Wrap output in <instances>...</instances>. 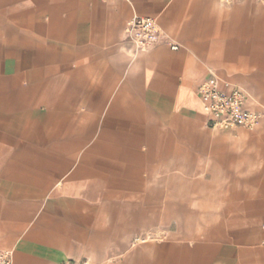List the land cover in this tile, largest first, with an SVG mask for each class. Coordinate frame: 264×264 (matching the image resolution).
I'll return each mask as SVG.
<instances>
[{"label":"crops","instance_id":"obj_1","mask_svg":"<svg viewBox=\"0 0 264 264\" xmlns=\"http://www.w3.org/2000/svg\"><path fill=\"white\" fill-rule=\"evenodd\" d=\"M136 15L164 33L147 51ZM212 75L254 127L209 126ZM0 250L264 264V0H0Z\"/></svg>","mask_w":264,"mask_h":264},{"label":"built area","instance_id":"obj_2","mask_svg":"<svg viewBox=\"0 0 264 264\" xmlns=\"http://www.w3.org/2000/svg\"><path fill=\"white\" fill-rule=\"evenodd\" d=\"M126 32L138 51H147L164 38L155 19L139 15L127 23ZM169 43L172 49L179 48L171 40ZM198 92L203 111L209 116L210 127L250 129L257 124L260 114L247 107V94L241 87L228 83L224 85L218 77L212 75L199 86ZM0 264H13L11 251L0 250Z\"/></svg>","mask_w":264,"mask_h":264}]
</instances>
